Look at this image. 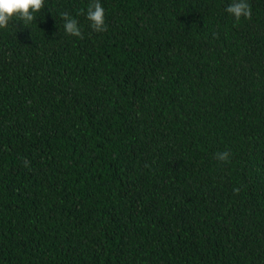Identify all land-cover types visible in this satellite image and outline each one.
I'll return each mask as SVG.
<instances>
[{"label": "trees", "instance_id": "1", "mask_svg": "<svg viewBox=\"0 0 264 264\" xmlns=\"http://www.w3.org/2000/svg\"><path fill=\"white\" fill-rule=\"evenodd\" d=\"M91 2L0 29V264H264V0Z\"/></svg>", "mask_w": 264, "mask_h": 264}, {"label": "clouds", "instance_id": "2", "mask_svg": "<svg viewBox=\"0 0 264 264\" xmlns=\"http://www.w3.org/2000/svg\"><path fill=\"white\" fill-rule=\"evenodd\" d=\"M44 8V0H0V29L8 27L9 21L16 19L21 21L24 26L36 20V13ZM226 12L231 14L238 22L241 17L251 19V6L247 0H234L226 8ZM64 20V31L66 34L83 39V34L75 18L69 16L68 13L61 14ZM104 8L99 0H92L87 8V20L93 31L104 32L107 30L105 24ZM216 159L222 162H229L230 153L227 151L215 154ZM27 166V165H26ZM234 193H238L239 189H234Z\"/></svg>", "mask_w": 264, "mask_h": 264}]
</instances>
